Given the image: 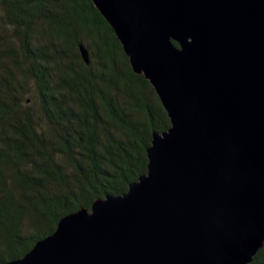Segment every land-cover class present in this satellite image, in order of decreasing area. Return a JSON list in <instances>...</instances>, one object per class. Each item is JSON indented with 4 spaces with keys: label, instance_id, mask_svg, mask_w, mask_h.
Segmentation results:
<instances>
[{
    "label": "water",
    "instance_id": "1",
    "mask_svg": "<svg viewBox=\"0 0 264 264\" xmlns=\"http://www.w3.org/2000/svg\"><path fill=\"white\" fill-rule=\"evenodd\" d=\"M92 3L170 126L126 192L0 264H248L264 244V0Z\"/></svg>",
    "mask_w": 264,
    "mask_h": 264
},
{
    "label": "trees",
    "instance_id": "2",
    "mask_svg": "<svg viewBox=\"0 0 264 264\" xmlns=\"http://www.w3.org/2000/svg\"><path fill=\"white\" fill-rule=\"evenodd\" d=\"M169 126L92 0H0V262L126 192ZM248 264H264V244Z\"/></svg>",
    "mask_w": 264,
    "mask_h": 264
}]
</instances>
